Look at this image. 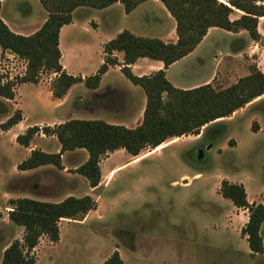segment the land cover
Returning <instances> with one entry per match:
<instances>
[{
  "label": "rangeland",
  "instance_id": "obj_1",
  "mask_svg": "<svg viewBox=\"0 0 264 264\" xmlns=\"http://www.w3.org/2000/svg\"><path fill=\"white\" fill-rule=\"evenodd\" d=\"M87 8L89 12L83 18L94 19L98 33L104 31V15L98 9ZM156 15L162 17L160 11H156ZM74 19L80 20L78 13ZM116 23L115 19L113 25ZM160 26L167 27L166 21H161ZM98 33H81L67 26L61 31L62 48H68L72 39L89 44L88 54H63L69 71L85 75L94 72L91 69L98 59ZM262 34L257 41L250 40L249 55L244 52L236 59L234 55L222 54L207 81L214 88L225 87L245 75L250 65L262 71L264 32ZM212 36L219 44L214 46L212 37L207 38L191 57L170 68L171 81L179 84L189 81L187 62H195L196 56L205 53L204 68L209 69L214 62V47L220 46L227 52L236 46L235 43L230 45L229 38L219 31ZM23 64L19 58L2 56L0 60L3 70L0 75L2 78L10 76L15 90L19 85L15 79L23 71ZM48 73L41 71L38 79L46 81ZM43 96L39 100L30 94L29 107L35 105L37 111L50 112L51 101ZM251 102L230 119L223 118L212 126L200 127L196 134L174 137L155 150H140L135 161L128 162L129 155L123 150L107 153L99 161L101 175L118 167L108 177L103 176L95 190L89 189L81 176L71 171L70 166L82 161L79 152L65 153L62 169L45 165L38 169L17 170L15 165L24 158L26 148L13 140L16 128L7 132L0 128V256L4 246L13 238L19 239L22 233L20 226L7 220L9 198L27 196L50 201L72 191L71 195L75 196L97 197L95 207L75 219H60L56 242L41 236L31 251L36 264H100L113 250L117 251L122 264H264L260 254H249L245 238L239 231L240 223L228 217L232 211L230 201L216 192L219 180L225 178L241 183L251 201L257 203L264 198V94ZM138 103L136 98L134 110ZM73 105L74 116H85L76 102L73 101ZM67 110L63 107L61 115ZM40 118V114H36L29 119ZM255 120L260 128L251 130L250 124ZM123 121V125L131 127V119ZM44 125L52 126L42 122L36 126ZM206 131L204 150L198 155L192 142L197 140L196 135H204ZM39 132L30 139L34 148L49 142L42 139L48 135Z\"/></svg>",
  "mask_w": 264,
  "mask_h": 264
},
{
  "label": "trees",
  "instance_id": "obj_2",
  "mask_svg": "<svg viewBox=\"0 0 264 264\" xmlns=\"http://www.w3.org/2000/svg\"><path fill=\"white\" fill-rule=\"evenodd\" d=\"M46 12L41 25L28 35L16 34L0 19V50L7 51L25 61L22 75L15 81L36 83L41 71L53 72L50 92L59 98L74 83L81 82L88 89L98 86L101 74L108 66L117 64L112 52L121 53L119 70L144 94L141 120L134 127L118 123H107L101 119L68 118L52 126L36 125L25 127L15 135L17 144L28 146L31 137L41 131L53 135L59 145L56 152L38 148L29 150L15 168L19 171L32 170L40 166L52 165L62 169L61 154L74 149H82L85 159L71 171L86 180L88 187H94L100 180L99 161L107 153L122 149L130 156L144 148H153L165 141L186 134L197 133L201 126L218 118L229 116L252 99L264 94V69L248 66V72L233 83L214 88L209 82L191 88L173 86L165 77L164 69L172 62L189 53L200 41L209 27L226 31L244 30L254 41L260 38L256 30L257 18L264 17V0H159L174 20V41H162L156 37L134 35L121 30L101 46L102 62L96 70L82 78L62 70L57 46L59 28L71 20V12L76 7L101 9L119 2L124 13L131 11L145 0H37ZM233 9L241 13L233 19L229 14ZM138 57H146L162 62V68L148 74L135 75L130 70ZM13 80H2L0 75V97L11 99ZM5 106L0 101V114ZM21 119L18 109L2 122L5 130ZM256 130L255 121L250 124ZM231 140L227 141L230 145ZM218 194L229 200L233 206L247 210V219L240 227L250 255L262 252L259 227L264 222V201L248 202L242 184L220 179ZM6 217L13 225L20 226L19 239L13 238L1 251L0 264H36L32 249L41 236L49 241L58 239V221L75 219L95 207L89 194L66 195L49 201L27 196L9 198ZM1 217V214H0ZM100 264H122L116 250H113Z\"/></svg>",
  "mask_w": 264,
  "mask_h": 264
},
{
  "label": "crops",
  "instance_id": "obj_3",
  "mask_svg": "<svg viewBox=\"0 0 264 264\" xmlns=\"http://www.w3.org/2000/svg\"><path fill=\"white\" fill-rule=\"evenodd\" d=\"M98 11L101 12L102 15H104L106 22L104 31L100 33H98V25L94 19L92 18L89 19L88 17L83 18V16H86L87 12H89L88 8L84 6L76 7L75 9H73L71 12L70 22L68 24L62 25L58 30L57 46L60 53L59 63L61 65L62 70H64L68 74L79 75L81 78L83 76H86L84 73L69 71L67 69V60L65 62L63 61V54L70 56L77 52H79L77 56L81 55L83 52H85V54L86 53L88 54L89 44L87 42L78 43L77 41H75V39H72L68 43L69 46L68 48H62L60 43V34L61 31L65 29L66 26L72 28L73 31L77 30L81 33L82 32L87 33L89 31H94L98 33L97 34L98 59L94 64V67H92L91 69L94 71L96 70L98 65L102 62V54H103L101 51L102 44L107 40L113 38L118 32H120L123 29L128 30L134 35L156 37L164 42L175 40L174 20L168 14V12L166 11V9L159 0H145L143 2H140L128 13H124L122 6L119 2H114L104 8L98 9ZM156 11H160L162 17L156 15ZM75 13L79 14L80 20L74 19ZM240 13L241 11L237 9H233L232 12L229 14V18L230 19L236 18ZM45 16H46V12L44 11V9L41 7V5L37 0H0V19L8 27L10 31L16 34L28 35L32 33L41 25V23L45 19ZM115 19L117 20V23L113 25ZM163 20H165L167 23V27L165 28H162L160 26V22ZM262 26H264V17L260 16L257 18V22H256V30L259 33L260 37L263 35L262 32H264ZM217 31L225 35L227 38H229L230 45L231 43L232 44L235 43L236 46L230 47V49L227 50V52L222 51V48L220 46L214 47L212 53L214 62L210 64L209 69L204 68V57H206L204 56L205 53L203 56H196L195 62H192L190 60L187 62L189 63V67L187 69V77L190 76L191 79L189 81H186V83H181V84L171 81L168 77V72L170 68L179 61L191 57V55L195 53L196 49L207 38L212 37L211 39L213 40L214 46L215 44L216 45L219 44V41L217 42L215 40V37L213 38L212 36V34ZM250 40L252 39H250L246 34V32L242 29L236 32H232L217 27H209L206 30V33L200 39V41L195 45V47L189 53L182 56L178 60L172 62L164 69V75L166 79L173 86L178 88H191L199 84L206 83L212 77L213 70L217 67V63H218L217 60L221 58L222 54L228 53L230 55H234L236 59L239 58V54L244 52L247 55H249L247 51H250L248 50L250 47ZM112 55L115 56L118 63L107 67V69L100 76L98 86L94 89H88L84 87L81 82H77L72 84L66 90V92L62 97L59 98L53 97L50 92V82L55 77V74L53 72L48 73V77L46 78V81H40L41 79H38L36 83H30V82L19 83L16 90L12 88L13 96L11 99L0 97V101L5 106V112L0 114V122L4 121L12 113L14 109H18L21 114V119L12 126H10L8 129H5V131L7 132L11 128H16V131L12 133V138L14 140L15 135L21 133L25 129V127L33 124L38 125V123L40 122L44 124L53 125L68 118L100 119V116L103 117L102 118L103 121L107 123L122 124L124 122L123 120L127 121L131 119L132 120L131 127H134L141 120V112L144 105V94L138 86L131 84L121 74L119 70L120 62H121V53L114 51L112 52ZM2 56L14 60L18 58L17 56L13 55L10 52L7 51L1 52L0 50V60ZM19 60L23 61L24 64L22 66L23 71L21 73H18V76L22 75L25 68V61L21 58H19ZM80 61L82 60H79V62ZM129 67L133 74L142 75L161 69L162 62L159 60H153L146 57H138L132 64H130ZM0 70H2V68H0ZM9 77L10 76H7V78H2V80H6ZM30 94L37 96L39 100L41 95L44 94L43 96L44 98L50 99L52 110L50 112H42L40 110L37 111L35 110V105L32 108H30L28 104L29 101H27L29 99ZM136 98L139 99V103L137 109L134 110L132 106ZM73 101L76 102V104L80 109L84 110L85 116L73 115L75 112L74 110H72V107L74 106ZM251 101H253V99ZM251 101H249L244 105H250L252 103ZM243 106L234 110L229 116L223 118L230 119L237 112L241 111ZM63 107H66L68 110L63 115H61V110ZM32 112L34 115L40 114L41 118L29 119L30 117H34V115L30 116ZM223 118L215 119L214 121H211L201 127H208L207 125L212 126L217 122L221 121L220 119ZM255 123L257 125L256 130H258L260 126L256 120ZM195 137H196L195 139H197V137L199 136L196 135ZM42 139L43 141H47L46 139H48L49 142L47 145H43L38 149L47 152H56L58 150L59 145L53 135H48L47 138L43 136ZM24 148H26V150H23V155L25 158L28 155L29 150L34 148V146H32L31 143L29 142L28 146ZM70 152H71L70 154H75V152H79L83 157L82 161L86 157V153L82 149H74ZM65 153L67 154L69 153V151L63 152L61 154V163H62V157ZM197 154L199 155L200 153ZM135 156L136 155L134 156L129 155L128 162L137 160L138 157ZM76 165L77 164L70 167L74 168ZM117 167L108 169L103 176L108 177L110 173ZM38 168L39 167L35 169ZM103 176L101 175V171H100V180L98 181L97 185L94 187H89V189L92 190L97 189L99 187V184L101 183V179ZM82 179L86 182L84 178ZM185 182L186 181H184L183 183ZM217 188H216V192H217ZM3 194L5 193L3 192ZM71 194L72 191L70 192L68 191L67 193L64 194V197L66 195H71ZM245 197L249 203L254 202L247 198L246 192H245ZM93 199H95L94 201H96L97 197ZM50 201H56V200H50ZM263 201L264 198L261 199L260 202ZM229 216L236 218L240 223V227H241L247 219V210L244 208H237L232 205L231 215H228V217ZM258 232L259 235L261 236V242H262V252L260 253V255L264 257V222L261 223Z\"/></svg>",
  "mask_w": 264,
  "mask_h": 264
},
{
  "label": "flooded vegetation",
  "instance_id": "obj_4",
  "mask_svg": "<svg viewBox=\"0 0 264 264\" xmlns=\"http://www.w3.org/2000/svg\"><path fill=\"white\" fill-rule=\"evenodd\" d=\"M206 134H207V131L204 133V135L202 134L201 136H199V138H197V140H194L192 142L195 144L194 147H195L196 153H201L204 150V144H205V140L207 138ZM204 137H205V140H204Z\"/></svg>",
  "mask_w": 264,
  "mask_h": 264
},
{
  "label": "built area",
  "instance_id": "obj_5",
  "mask_svg": "<svg viewBox=\"0 0 264 264\" xmlns=\"http://www.w3.org/2000/svg\"><path fill=\"white\" fill-rule=\"evenodd\" d=\"M8 79H10V80H11L12 78H11V77H9Z\"/></svg>",
  "mask_w": 264,
  "mask_h": 264
},
{
  "label": "bare ground",
  "instance_id": "obj_6",
  "mask_svg": "<svg viewBox=\"0 0 264 264\" xmlns=\"http://www.w3.org/2000/svg\"><path fill=\"white\" fill-rule=\"evenodd\" d=\"M158 148H161V147H158ZM158 148H156V149H158Z\"/></svg>",
  "mask_w": 264,
  "mask_h": 264
}]
</instances>
